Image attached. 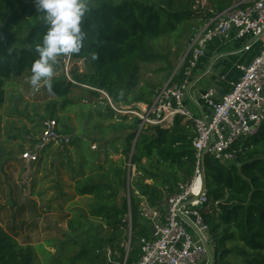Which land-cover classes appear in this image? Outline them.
<instances>
[{"label": "trees", "instance_id": "obj_1", "mask_svg": "<svg viewBox=\"0 0 264 264\" xmlns=\"http://www.w3.org/2000/svg\"><path fill=\"white\" fill-rule=\"evenodd\" d=\"M199 1L88 0V12L82 21L87 34L84 46L79 54L71 55L73 62L84 60L88 70L73 76L76 83L65 77L51 79V90L45 84L43 92L61 99L64 108L76 104L71 95L83 85L94 88H84L92 95L99 96L97 90L105 91L118 104H152L156 92L140 89L138 81L140 65L157 63L160 59L153 43L167 35L177 39L194 37L192 27L201 29L212 17L211 10L222 12L234 3V0H207L211 8L202 15L203 11L194 9ZM46 31L47 25L33 0H0V101L7 80L31 72L32 64L39 59L36 45L42 42ZM190 54L172 83L187 78ZM119 118L123 121L128 117ZM118 123L121 124L115 123L113 127L124 134L125 158L121 161L127 166L132 158L138 177L129 199L115 194L110 184L91 183L77 188L80 196L115 202L112 207L102 206L90 218L101 221L107 235L99 237L98 231L94 240L82 246L75 257L80 261L90 257L92 264L97 259V264L137 262L141 239L152 236L150 223L141 215L142 198L151 207L164 210L165 195L176 194L179 184L190 180L196 167L192 122H184L178 116L168 127H141L138 117H133L129 124ZM69 132L68 128L63 131L66 135ZM240 144V154L230 162L222 164L211 156L205 159L206 186L210 197L219 201L218 206L210 208L215 210L214 214L208 215L210 209L204 212L215 234L214 264H264V124ZM18 209L22 211V206ZM128 215L131 221L126 218ZM129 227L131 246L127 249L124 244ZM70 228L77 245L87 241L84 235L93 234L83 214L72 217ZM102 244L110 247V255L108 251L94 255ZM35 250L20 246L15 236L0 228V264H40Z\"/></svg>", "mask_w": 264, "mask_h": 264}, {"label": "rangeland", "instance_id": "obj_2", "mask_svg": "<svg viewBox=\"0 0 264 264\" xmlns=\"http://www.w3.org/2000/svg\"><path fill=\"white\" fill-rule=\"evenodd\" d=\"M242 1L234 0L232 6ZM202 8L199 1L194 9H200L205 15L211 7L207 3L204 6L206 9ZM194 27L192 32L195 36L192 38L177 39L167 35L153 43L154 52L160 59L157 63L140 65V89L148 93L153 90L157 92L180 73L191 53L196 30H200ZM233 58L236 59V56ZM230 62L222 75L225 87H229V71L234 67L232 59ZM87 70L88 65L84 60L73 62L61 56L54 65L51 79L65 77L69 80ZM30 77L31 72H27L21 77L7 80L0 101V228L15 236L20 246L36 248L35 257L40 264H92L90 257L81 258V261L75 257L82 246L94 240L98 231L99 237L107 235L101 221L90 218L102 206L107 204L112 207L115 202L80 196L77 188L91 183L110 184L115 194L130 198L138 175L136 168H128L121 161L125 158L122 153L124 134L113 125L121 124L118 122L129 124L135 116L123 115L128 117L127 120L118 119L111 105L114 101L111 99L110 103L102 93L92 95L85 90L86 87L75 89L71 98L76 104L64 108L61 99L43 92V82L36 92V88L30 84ZM215 78L220 80V77ZM190 100L188 97L185 100L187 109L195 116L202 117L200 110ZM120 103V108L138 104ZM48 120L53 121L62 134H66L63 131L68 128L72 143L66 147L52 146L38 160L28 164L22 155L34 148ZM169 197L165 195L163 207ZM19 206H22V211H19ZM214 211L210 209L208 215L214 214ZM81 214L85 215L93 234L84 235L83 239L87 241L77 245L70 223L73 216ZM126 218L131 221L130 215ZM130 228L126 231L124 244L127 249L131 246ZM211 235L215 239L212 230ZM88 247L93 249L94 245ZM97 249L94 255L100 252L106 254V251L108 255L111 254L110 247L105 244ZM97 262L99 259L94 264Z\"/></svg>", "mask_w": 264, "mask_h": 264}, {"label": "built area", "instance_id": "obj_3", "mask_svg": "<svg viewBox=\"0 0 264 264\" xmlns=\"http://www.w3.org/2000/svg\"><path fill=\"white\" fill-rule=\"evenodd\" d=\"M207 3V0H200L203 10ZM211 12L212 17L199 30L190 48L187 78L180 83L168 82L156 92L152 104L141 102L120 108L118 103H111L106 92L97 90L110 100L117 117L134 115L141 120V127H168L178 116L193 124L194 175L179 184L178 192L168 199L164 210L151 207L142 198L141 215L155 229V234L141 239L140 258L134 264H209L205 242L213 255L216 243L204 212L218 206L219 201L210 197L206 186V156L222 164L236 159L241 152L240 143L255 135L264 124V0H244L222 12ZM216 39L243 42L241 48L231 53L233 55L242 56L254 49L258 52L249 62L237 65L241 75L230 84V91L221 100L215 98L213 88L199 94L209 113L203 112L202 117H196L185 105L186 98L190 100L187 89L193 86L192 71L206 55L208 45ZM67 59L70 61L71 56ZM69 80L76 83L72 78ZM71 143L72 137L61 134L55 123L48 120L34 148L22 157L30 164L52 146L66 147ZM127 167L134 168L132 158Z\"/></svg>", "mask_w": 264, "mask_h": 264}, {"label": "clouds", "instance_id": "obj_4", "mask_svg": "<svg viewBox=\"0 0 264 264\" xmlns=\"http://www.w3.org/2000/svg\"><path fill=\"white\" fill-rule=\"evenodd\" d=\"M36 11L42 15L47 31L36 45L39 54L31 67L30 84L38 89L41 82L51 90L54 65L61 56L79 54L84 46L86 32L82 21L88 12V0H33ZM96 59L95 54L91 57Z\"/></svg>", "mask_w": 264, "mask_h": 264}, {"label": "crops", "instance_id": "obj_5", "mask_svg": "<svg viewBox=\"0 0 264 264\" xmlns=\"http://www.w3.org/2000/svg\"><path fill=\"white\" fill-rule=\"evenodd\" d=\"M242 45L243 42H239V43L233 41L224 42L216 39L215 41H213L208 45L206 55L201 60V62L198 63L196 68L192 71L190 79L193 86L192 89L190 90V95L193 98L192 101L194 102L192 101L191 102L200 110L201 113L203 112L209 113V108L199 99V94L210 88H213L216 91L215 98L217 100H221L223 95L230 91L231 89L230 84L238 80L241 75V72L237 68V65L245 64L249 62L257 54L258 52L257 49L253 50L254 53L252 51L245 53L242 56L231 54L234 51L238 50V48L242 47ZM234 56H236V59L233 58ZM230 59H232L234 67L231 68L229 71L230 74L229 75L230 83H228L229 87L228 86L225 87L223 85H225L226 82L223 83L224 76L222 75L224 71L228 68V65L231 64ZM212 60H214L213 63H211ZM226 60H229V62ZM216 76L220 77V80L222 82L218 80V78H215Z\"/></svg>", "mask_w": 264, "mask_h": 264}, {"label": "water", "instance_id": "obj_6", "mask_svg": "<svg viewBox=\"0 0 264 264\" xmlns=\"http://www.w3.org/2000/svg\"><path fill=\"white\" fill-rule=\"evenodd\" d=\"M213 62H214V60H212L211 63H213ZM190 88H191V86L187 89V94H188L189 98L191 99V96H190ZM150 229H151V232H152L153 234H155V229H154L153 227H150ZM205 245H206V248H207L208 254H209V256H210V262H209V264H214L215 259H214L213 252H212L211 248L209 247V245H208L206 242H205ZM128 248H129V247H128ZM125 263H126V260H125L124 264H125Z\"/></svg>", "mask_w": 264, "mask_h": 264}]
</instances>
